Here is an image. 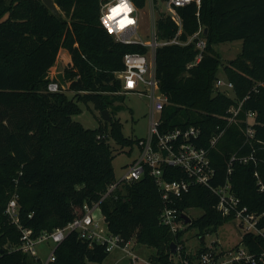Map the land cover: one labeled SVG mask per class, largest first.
<instances>
[{
	"label": "trees",
	"instance_id": "1",
	"mask_svg": "<svg viewBox=\"0 0 264 264\" xmlns=\"http://www.w3.org/2000/svg\"><path fill=\"white\" fill-rule=\"evenodd\" d=\"M53 1L59 16L42 0H0V246L19 242L18 230L4 213L14 193L25 226L36 233L63 226L81 214L84 203L98 200L116 179L110 140L126 146L137 139L122 133V123L113 114L108 121L101 118L94 128L72 116L80 112L79 102L109 110L121 95L114 72L123 67V53L146 52L147 47L116 42L98 23L99 0ZM178 11L180 37L186 38L201 23L206 27L207 43L201 60L190 67L186 65L196 53L192 43L157 48L156 76L167 96L160 129L195 125L200 128L198 143L203 146L223 129L209 151L216 169L214 184L224 181L232 153L243 154L253 147L257 164L235 162L230 181L243 205L262 212L264 190L258 189L254 170L264 181V0H201L198 17L194 3L178 7ZM156 25L159 38L176 31L170 17L163 14ZM233 39L242 44L237 56L223 65L226 78L233 82L234 96H229L213 88L220 63L213 45ZM61 48L70 55L64 72L72 95L46 89V72ZM241 100L237 120L228 122L229 108ZM248 110L255 112L250 141L243 133ZM165 170L168 179L186 177L180 168ZM115 195L100 202L108 230L125 239L134 233L137 242L155 248L151 258L165 261L175 236L158 221L161 199L153 177L144 172L139 180L123 183ZM216 199L207 187L194 184L179 201L181 208L203 209L185 226L197 228L199 239L229 220L214 208ZM245 240L253 241L252 250L264 248L259 237L248 235ZM107 254L104 244L90 246L70 231L56 247L52 264H83L86 259L101 262ZM36 262L14 248L0 251V264Z\"/></svg>",
	"mask_w": 264,
	"mask_h": 264
},
{
	"label": "built area",
	"instance_id": "2",
	"mask_svg": "<svg viewBox=\"0 0 264 264\" xmlns=\"http://www.w3.org/2000/svg\"><path fill=\"white\" fill-rule=\"evenodd\" d=\"M166 10H160L156 6V0H144L139 5L136 0H99L98 23L113 37L116 42L123 44H141L147 47L146 52L126 51L122 55L123 67L114 72L120 82L118 93L137 92L145 94L148 98V134L139 137L134 143L137 146V155L130 161L124 174L119 179L111 182L100 198L91 203L82 205V212L74 216L63 226H58L51 231L42 230L34 232L32 227L25 226L19 218V203L17 194L14 193L4 206V213L19 232L18 244L11 246L4 244L0 249L11 248L20 250L27 256L37 260L36 264H52L55 260V249L70 231L77 232L78 236L86 240L90 246L94 242L104 244L106 251L119 247L126 252L133 263L140 259L143 264H264V248L252 250L246 236L259 237L264 241V211L249 210L242 204L241 198L235 194L230 181V174L235 162L257 164L258 158L255 149L240 154L232 153L227 159L225 179L222 183L214 184L216 169L213 166L209 151L215 145L223 133V129L213 134L208 145H200V128L195 125L186 127H173L166 130L160 129L161 112L167 103V96L159 88V79L155 70V55L158 47L167 44L186 45L192 43L196 50L195 56L187 63V67L199 62L205 52L206 37L201 23L197 29L181 38L182 18L178 7L190 3L196 5V16H199L201 0H162ZM148 10V38L141 35L143 25V9ZM170 17L176 25L174 35L168 38H159L157 30V18L161 15ZM220 87L233 88V82L218 76L214 81V90ZM46 89L48 91H64L63 84L53 78H49ZM82 92V91H81ZM246 96H244L245 98ZM243 98V99H244ZM242 100L236 107L229 108L228 122L236 121ZM255 112L246 111L243 133L246 141L254 136L252 124ZM166 167L180 168L186 177L168 179ZM144 172H148L154 179L160 194L161 209L158 216L160 224L166 226L175 236V251L170 252L165 261L139 258L133 251L131 239H125L117 233L108 230L106 223L102 224L94 220V211L100 208V202L110 194H114L125 182L139 180ZM254 176L259 190H264L258 170H254ZM200 184L207 187L216 195L214 208L223 216L233 221L239 233V242L225 249L217 241L199 246L186 245L180 230H185L189 223L184 222L182 213L192 216L187 212L189 208L179 207V201L188 192L191 185ZM116 196V195H115ZM198 208V207H197ZM201 209V208H200ZM202 213H203V209ZM29 216L31 214H28ZM209 231V230H208ZM206 231L202 236L205 237ZM255 241V240H254ZM41 242H51L50 252L44 260H41L35 246ZM264 247V246H262Z\"/></svg>",
	"mask_w": 264,
	"mask_h": 264
},
{
	"label": "rangeland",
	"instance_id": "3",
	"mask_svg": "<svg viewBox=\"0 0 264 264\" xmlns=\"http://www.w3.org/2000/svg\"><path fill=\"white\" fill-rule=\"evenodd\" d=\"M156 6L160 10H166L165 3L162 0H156ZM148 10L143 9V25L141 27V35L148 38ZM242 41L240 39L226 40L215 43L214 49L218 54L220 63L217 68V76L226 79V75L223 71V65L233 59L241 50ZM70 60V55L66 48H61L55 58L54 63L48 68L45 77L53 78L63 84L64 91L68 95H72L73 92L68 90L69 79L65 75L64 67ZM219 91L225 92L229 96H234L232 88L220 87ZM117 96L113 104L109 107L110 115L113 114L115 118H118L122 123V133L125 136L132 138L145 137L148 134V116H147V104L148 98L145 94H139L137 92H125L120 93ZM80 112L74 114L72 117L74 120L81 122L85 127L94 128L98 125L99 120L102 118L101 110L95 107L92 102L83 103L79 102ZM108 110V111H109ZM111 147L113 149V170L116 179L121 178L124 174L130 161L137 155L136 143L132 145L121 146L110 140ZM118 190H120L118 188ZM187 212L193 217H198L202 214V210L197 207H192ZM94 220L105 224L104 215L101 208H97L94 211ZM185 239L186 245L199 246L201 241L198 237V229L194 227L185 228L182 234ZM132 240V251L142 259H148L155 253V248L146 244H142L136 241L135 235L129 237ZM217 241L223 248L228 249L234 244L239 242V233L233 221L226 220L217 228L209 230L204 237V243H210ZM51 242H41L35 246L36 251L41 260H44L50 252ZM83 264H143L138 259L133 263L130 257L121 250L119 247H114L108 251L106 257L101 261H94L86 259Z\"/></svg>",
	"mask_w": 264,
	"mask_h": 264
},
{
	"label": "water",
	"instance_id": "4",
	"mask_svg": "<svg viewBox=\"0 0 264 264\" xmlns=\"http://www.w3.org/2000/svg\"><path fill=\"white\" fill-rule=\"evenodd\" d=\"M43 3L49 8V10H51L55 15L59 16L60 15V11L58 6L56 5V3L53 0H42ZM204 32H206V28L204 29ZM101 116L103 120H110L111 119V115L108 111V109H102L101 110ZM181 216L184 218V222L185 223H190L191 222V217L185 213H182ZM204 236H200V240H203ZM170 249L172 252L175 251V243L174 241L170 242ZM0 251H2L0 249Z\"/></svg>",
	"mask_w": 264,
	"mask_h": 264
},
{
	"label": "flooded vegetation",
	"instance_id": "5",
	"mask_svg": "<svg viewBox=\"0 0 264 264\" xmlns=\"http://www.w3.org/2000/svg\"><path fill=\"white\" fill-rule=\"evenodd\" d=\"M192 219H193V217H192ZM192 219H191V221H192ZM190 223H191V222H190ZM190 223H189V224H190Z\"/></svg>",
	"mask_w": 264,
	"mask_h": 264
}]
</instances>
